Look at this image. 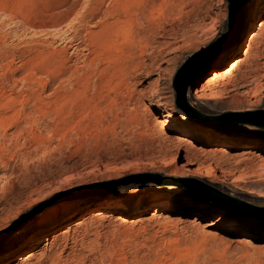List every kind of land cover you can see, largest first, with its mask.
<instances>
[{"label":"rangeland","instance_id":"rangeland-1","mask_svg":"<svg viewBox=\"0 0 264 264\" xmlns=\"http://www.w3.org/2000/svg\"><path fill=\"white\" fill-rule=\"evenodd\" d=\"M262 110L261 0H0V264H264Z\"/></svg>","mask_w":264,"mask_h":264},{"label":"bare ground","instance_id":"bare-ground-1","mask_svg":"<svg viewBox=\"0 0 264 264\" xmlns=\"http://www.w3.org/2000/svg\"><path fill=\"white\" fill-rule=\"evenodd\" d=\"M260 7V6H259ZM259 9V8H258ZM257 9V10H258ZM73 10V8H70V11H68L65 15H66V17H68V15L70 14V12ZM64 18V17H63ZM62 22V21H61ZM132 36V35H131ZM130 36V37H131ZM133 38V37H132ZM131 38V39H132ZM259 54V53H258ZM149 109V108H148ZM146 112V111H145ZM147 114H150V115H153L154 116V118L158 121V123H159V128L160 129H165L167 126H169V125H171V124H173L172 122L171 123H169V121H168V123L166 122L167 120H164V119H162V118H158L157 117V114H155L154 112H153V110L152 109H149L148 110V112H147ZM174 125H178V124H174ZM191 126H193V125H191ZM189 130H195V131H198V132H202L203 130V132L202 133H204V134H206L209 130L208 129H197L196 127H189ZM179 142H180V144H179V148L178 149H183V148H185V147H187V146H192V147H190V149L188 148L187 149V152H186V154H185V157L184 158H182V155H180L181 153H179V151L176 153V155H175V157H174V161L175 162H178V161H181V160H186V164L185 165H193V164H195L196 162L195 161H193V157H194V155L196 154V152L199 150L198 149V147H197V145H195V143H193V144H191L190 143V141H188V139L187 138H185V137H183V138H180L179 139ZM260 157V154H258V151H252L251 153H249V154H246L245 156H243V157H241L240 159L239 158H234L233 160H231V161H222V162H219L216 166H217V168L222 172V173H225L226 172V170L228 171L229 169H237V168H239V167H242L243 165H245V164H247L248 162H253L254 160H256V159H258ZM184 165V166H185ZM186 167H188V166H186ZM198 169H200L199 167H198ZM168 188L169 189H167V190H171L172 192H174L175 190H177L178 189V187L176 186V185H171V186H168ZM141 198H142V196L141 197H138V198H136V201H139V200H141ZM206 226H210V224H208V225H206Z\"/></svg>","mask_w":264,"mask_h":264},{"label":"water","instance_id":"water-1","mask_svg":"<svg viewBox=\"0 0 264 264\" xmlns=\"http://www.w3.org/2000/svg\"><path fill=\"white\" fill-rule=\"evenodd\" d=\"M230 8L232 11L235 9V15L240 16L242 14V10L244 8L246 0H229ZM191 79L189 77L183 78L181 75L177 78L175 87L177 89V105L181 109H183L189 118H195L194 116H200L201 114L190 104L187 99V92L190 85ZM204 117H206L204 115ZM250 124L257 125L263 129L264 133V110L257 112L255 117L249 120ZM117 186H115L111 191L115 190ZM224 196L223 194L219 193ZM238 202V201H237ZM254 209V208H253ZM259 210L258 208H255Z\"/></svg>","mask_w":264,"mask_h":264},{"label":"snow or ice","instance_id":"snow-or-ice-1","mask_svg":"<svg viewBox=\"0 0 264 264\" xmlns=\"http://www.w3.org/2000/svg\"><path fill=\"white\" fill-rule=\"evenodd\" d=\"M262 3H264V0H261Z\"/></svg>","mask_w":264,"mask_h":264}]
</instances>
